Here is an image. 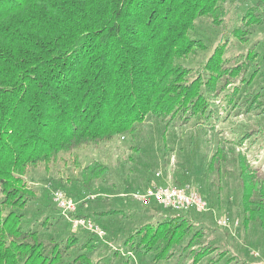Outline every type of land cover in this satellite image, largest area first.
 <instances>
[{"label": "trees", "instance_id": "obj_1", "mask_svg": "<svg viewBox=\"0 0 264 264\" xmlns=\"http://www.w3.org/2000/svg\"><path fill=\"white\" fill-rule=\"evenodd\" d=\"M220 1L0 0L2 205L8 200L15 207L25 205L32 190L22 175L31 165L57 160L59 155L72 156L121 135L134 136L148 115L164 121L182 113L190 121L208 111V106H217L214 98L207 96L214 92L211 82L222 76L216 75L217 69L210 65L206 70L214 72L211 77L187 80L175 60L192 48L189 32L195 21L205 15L214 19ZM251 2L248 10L264 15V0ZM235 88L238 86L232 87L237 92ZM223 95L225 104L238 105L231 91ZM258 98L257 93L247 101L246 112L256 109L253 105ZM215 152L203 165L221 174L222 157L219 150ZM236 157L245 213L252 220L263 221L264 190L256 189L244 156ZM139 161L137 158L136 163ZM105 168L103 164L88 165L81 174L90 184ZM52 206L48 204L47 217L29 231L17 225L22 215L16 210L4 213L0 218V264H96L88 262L89 239L69 231L68 223L64 236L49 237L47 231L58 227L57 221L52 223L56 215ZM145 207L164 210L155 203ZM167 211L172 219L163 215L128 231L123 242L126 248L159 259L172 245L184 247L187 243V248L192 244L195 236L181 241L189 232L183 218L200 211ZM120 212L114 208L94 210L89 216L80 214L79 206L75 215L90 217L107 231L114 222L109 216ZM174 218L181 223L173 222Z\"/></svg>", "mask_w": 264, "mask_h": 264}, {"label": "rangeland", "instance_id": "obj_2", "mask_svg": "<svg viewBox=\"0 0 264 264\" xmlns=\"http://www.w3.org/2000/svg\"><path fill=\"white\" fill-rule=\"evenodd\" d=\"M220 2L214 19L205 15L195 21L189 32L194 40L192 48L175 60L187 80L211 77L214 72L206 70L210 65L217 69L216 75L222 76L211 82L214 92L207 93L217 106H208L211 107L208 111H202L190 121L185 120L182 113L164 121L148 115L137 126L134 136L121 135L97 147L81 149L72 156L59 155L57 160L31 165L22 175L32 190L25 205L15 207L8 204L10 200L2 205L0 196V218L16 210L22 215L17 225L29 231L37 221L47 217L48 204L54 205L56 215L52 223L57 221L58 227L47 231L49 237L64 236L68 223L69 231L89 239V263L127 264V260L131 264H193L198 259L195 264H264V229L261 227L264 220H252L245 213L236 157L237 154L244 156L247 170L254 175L256 189L264 190V15L260 17L259 12L248 10L253 4L251 0ZM234 85L238 86L237 92L232 90ZM229 91L238 102L236 107L225 104L227 99L223 94ZM257 93V105H253L256 109L246 112L247 101ZM216 150L222 157L221 174L210 172L203 165ZM137 158L140 161L136 163ZM98 164L105 165L107 170L105 168L99 178L88 184L81 171L88 165ZM153 182L191 183L207 201L206 211H194L183 218L189 232L181 241H186V236H195V241L187 248L186 242L184 247L172 245L159 259L151 254L137 255L123 243L128 231L139 224L161 219L163 215L166 219L173 217L167 209L154 210L132 202V191ZM58 189L76 201L73 212L64 211L56 204L53 192ZM117 193L121 199L115 197ZM94 196H97L95 201H90ZM79 206L80 214L89 216L94 210L114 208L121 212L109 216L114 222L100 237L73 224L76 217L95 222L90 217L76 216ZM223 217H228L226 225L219 223ZM173 222L179 224L181 220L174 218ZM113 229H117L115 233ZM80 263L86 264L85 261Z\"/></svg>", "mask_w": 264, "mask_h": 264}, {"label": "built area", "instance_id": "obj_3", "mask_svg": "<svg viewBox=\"0 0 264 264\" xmlns=\"http://www.w3.org/2000/svg\"><path fill=\"white\" fill-rule=\"evenodd\" d=\"M156 175L159 176L160 172H157ZM130 196L142 206H149L151 203H155L164 209L175 211L189 209L197 211L207 210L206 199L190 183L176 185L170 182H153L146 188L132 191ZM53 199L64 211L73 212L77 207L76 201L73 198L68 197L65 191L61 189L53 192ZM227 221L228 217H223L219 220V223L226 225ZM73 224L75 226H82L100 237H103L106 234V231L98 223L93 222L90 219L76 217L73 218Z\"/></svg>", "mask_w": 264, "mask_h": 264}, {"label": "crops", "instance_id": "obj_4", "mask_svg": "<svg viewBox=\"0 0 264 264\" xmlns=\"http://www.w3.org/2000/svg\"><path fill=\"white\" fill-rule=\"evenodd\" d=\"M132 200H133V199H132ZM132 202H136V203H138V202H137V201H135V200H134V201H132ZM138 204H139V203H138ZM139 205H140V204H139ZM141 206H142V205H141ZM167 210H168V209H167Z\"/></svg>", "mask_w": 264, "mask_h": 264}]
</instances>
